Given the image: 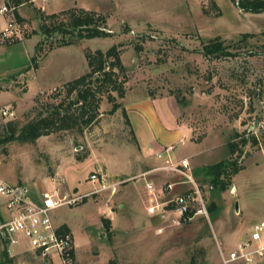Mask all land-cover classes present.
<instances>
[{"label": "rangeland", "instance_id": "obj_1", "mask_svg": "<svg viewBox=\"0 0 264 264\" xmlns=\"http://www.w3.org/2000/svg\"><path fill=\"white\" fill-rule=\"evenodd\" d=\"M47 1L53 4L48 7L52 12L61 0ZM237 1L63 0L60 7L74 6L107 15L108 31L113 36L82 40L52 51L50 45L64 37L45 39L37 9L30 4L20 8L22 39L0 45V89L8 93L0 96V110L11 106L16 112L14 120L0 116L3 137L11 135L8 122L22 127L59 102L53 98L55 90L87 70V49L106 51L121 45L127 68V94L118 102L130 110L133 127L122 108L108 114L111 104L105 99L101 117L83 133L62 131L34 143L13 140L0 147V178L12 185L21 184L38 196L58 185L63 192L92 193L100 185L91 189V174L101 171L108 175V189L52 213L57 223H67L71 228L80 252V256L75 253V264H109L112 259L117 264H224L219 244L228 253L239 243L234 228L244 235L240 242H247L255 223L264 220V129L248 133L253 121L264 119V13L244 12ZM36 3L42 4L40 0ZM4 23L0 18V29ZM217 37L233 56H204V44ZM65 38L75 39L70 35ZM48 78L54 82L50 87ZM137 97L139 102L145 97L162 101L174 98L179 123L191 128L193 140L200 143L208 137L220 144L216 154L210 151L211 159L225 158L230 140L248 139L247 145H240V154L234 156L245 167L233 179L237 191L233 185L220 191L207 174V167L202 170L199 181L208 216L199 214L178 222L169 203L177 193L168 189V183L175 179L167 169L176 162L161 160L144 165L139 159L142 148L135 132H150V137L155 134L159 141L166 137L158 128L163 127V113L160 118L144 114L145 107H133L141 104ZM9 98L14 102L5 105ZM169 120L164 124L171 127L173 121ZM174 137L172 133L168 139ZM174 145L171 154L183 147L180 141ZM148 147L153 149L151 144ZM147 181L156 188L154 193L148 191ZM109 213L117 223L110 234L103 222ZM261 236L264 243V231ZM3 251L0 243L1 264L50 263L24 245L14 246L10 263L3 259Z\"/></svg>", "mask_w": 264, "mask_h": 264}, {"label": "trees", "instance_id": "obj_2", "mask_svg": "<svg viewBox=\"0 0 264 264\" xmlns=\"http://www.w3.org/2000/svg\"><path fill=\"white\" fill-rule=\"evenodd\" d=\"M18 4H33L29 0H16ZM238 7L244 12L264 13V0H238ZM41 20V32L45 39L53 35H62L64 38L56 45H50L49 51L59 47L71 46L82 40L108 38L113 36L108 31V16L90 11L84 8H70L58 13L46 14L43 10L37 9ZM20 18V17H19ZM66 35L73 36L74 40H66ZM251 35L245 34V37ZM41 42L36 47L38 53ZM225 42L220 38H214L206 42L202 53L206 57L221 58L223 56H233L229 52ZM137 51L141 48L136 47ZM85 58L88 70L83 75L69 81L62 89L55 90L53 98L59 99L54 106L46 108L45 114H40L38 118L31 120L22 127H18L16 122L10 121L7 124L11 135L3 137L0 134V147L10 141L18 140L23 143H34L42 136H49L62 131L84 130L93 126L101 117V105L106 99L111 104L108 114H115L122 108L123 114L130 124L128 113L123 108L118 99H124L127 94V68L122 60V46L113 45L108 50L87 49ZM37 56L33 61L36 66ZM2 91V89H0ZM255 144H257L254 139ZM247 138H242L240 142L230 141L228 143L231 157L219 163L208 166L207 174L212 177V183L222 192L227 191L233 185V179L245 167L240 164L238 158L240 145L248 144ZM87 198L84 199L86 201ZM211 211L213 208L210 209ZM196 210L193 209V214ZM104 225L108 233H111V222L104 218ZM65 231L70 229L63 225ZM39 256V253H36ZM75 260V254L73 253ZM7 263L12 262L13 257H9L6 251L2 254ZM109 264H117L116 260H110Z\"/></svg>", "mask_w": 264, "mask_h": 264}, {"label": "built area", "instance_id": "obj_3", "mask_svg": "<svg viewBox=\"0 0 264 264\" xmlns=\"http://www.w3.org/2000/svg\"><path fill=\"white\" fill-rule=\"evenodd\" d=\"M21 5L16 0L0 1V17L8 18L7 24L0 30V45L22 39L23 29L19 18ZM0 116L14 120L16 112L11 106H6L0 110ZM261 129H264V119L253 121L248 133L257 134ZM167 169L183 176L185 183L189 185V189L178 195L173 202L178 222L192 220L199 214L208 216L204 195L191 171L189 159L172 163ZM90 178L94 184L100 185V188L92 193L63 192L62 185H58L53 190L44 191L38 198L31 196L29 190L21 184L12 185L0 179V196L7 200L11 216L0 223V242L7 245L8 254L15 255L14 246L24 245L50 263L54 262L53 257L56 255L60 264H75L72 256L75 250L73 233L65 231L52 213L65 206L78 205L89 195L110 187L102 172H94ZM148 189L153 192V185L149 184ZM193 209L196 211L191 214ZM151 211H154V207ZM262 231L264 221L255 225L249 241L226 254L221 250L224 264L237 261L243 264H259L263 261Z\"/></svg>", "mask_w": 264, "mask_h": 264}, {"label": "crops", "instance_id": "obj_4", "mask_svg": "<svg viewBox=\"0 0 264 264\" xmlns=\"http://www.w3.org/2000/svg\"><path fill=\"white\" fill-rule=\"evenodd\" d=\"M29 1L33 3V4H30V5L35 7V9H41V10L43 9V11L46 14L58 13L59 11L70 9V7H63V6L60 7L61 6L60 4H62L63 0H61L59 3L56 2L54 4L57 7V9L52 11V12L48 11L49 10L48 7L49 6L52 7L53 4H49V2L47 0L46 1L45 0H40L42 4H37L36 0H29ZM23 4L20 6V8L22 6H24ZM20 8H19V10H20ZM72 8H74V6ZM2 19H3V21H5V23H4V26H5L6 21H8V18H2ZM86 62H87V60H86ZM86 67H87V70H88V64H87ZM86 71L84 73H86ZM79 76H81V75H79ZM79 76H77V77H79ZM77 77H75V78H77ZM75 78H73V79H75ZM48 80H47L48 87H50V86H52L54 84V82H53V79H51L52 80L51 81L48 78ZM69 81H71V80H69ZM2 95H8V93L7 92H3V90H2V91H0V96H2ZM138 98L139 97H137L136 99H137L138 103H141V104H135V105H133V107L140 106L142 110L145 107L146 109L143 110L144 114H148V115H150V117H153V118H155V117H159L160 118V116L161 117L164 116L163 117L164 118L163 122L166 123V124L170 123V120H169V122H167L168 120L166 121V119H171V121H173L171 123V127H169V125L166 126L164 123L163 124L161 123L163 125V127H161V128L158 127L159 128V132L164 131L162 134H163L164 137H166V139L161 140V141H159L157 139V136L155 134H154L153 137H150V135H151L150 132H149L148 135H146L143 131L142 132L140 131L141 132V135H140L139 133L137 134V132H135V130H133L135 132L136 139H137V141L139 142V144H140V146L142 148L140 154L138 155V157H139L140 160L144 161L143 162L144 165L147 164V163H150V164L159 163V162H161V160H165L166 163H168V162H176L177 163V162H180L181 160L187 158V159H189V162H190L191 171H192L195 179L200 184L199 179L201 177H203L202 170L204 168H206L208 166H211V165H214L216 163H219V162H221V161H223L225 159H229L231 157L230 148L227 147L226 148L227 155H226L225 158L220 159V160L219 159H211L210 158V156H209L210 151H214L215 152V149L218 151L217 145L219 143L218 142L215 143L214 140H212V141L209 140L208 137L206 139L202 140L200 143H196L193 140V133H192L191 128L188 127L185 124H180L179 123V116L177 114V110L179 111V108H177V106H176L177 102H176V100L174 98H172V97L169 98L168 99L169 102L167 100L162 101V100H158V99H151V98H148V97H145V99L143 101L139 102L140 99H138ZM12 102H14V99L13 98L12 99L9 98V99H7V102L5 103V105L6 104H11ZM141 109H138V110H141ZM173 110H175V111L173 112ZM126 111L128 113V117H129L130 110L127 109ZM161 113H163V116H162ZM142 120L144 121V123L146 125H148L149 122L146 119V117L142 116ZM131 125H132V122L130 121V126ZM131 127H133V125ZM172 133H173V135L175 137L173 139H168L169 136L171 137ZM159 138H161V137H159ZM142 140H144V142ZM179 141L182 142L183 147L181 148V150L178 153L171 154L172 153L171 151L174 149V146H175L174 144L179 142ZM206 142H207V144H206ZM210 142H212V143H210ZM228 143H227V145H228ZM150 144L153 145V149L152 150H149L150 147H148V146ZM205 145H206V147L204 148ZM219 146H220V144H219ZM221 146H223V145H221ZM215 154H216V152H215ZM218 154H219V152H218ZM214 155H213V157H214ZM169 160H171V161H169ZM172 160H174V161H172ZM213 162H215V163H213ZM143 170L144 169L142 168L141 171L139 172V174H141L143 172ZM96 172H101V171H96ZM168 173H169V175H171L175 179V181H171V182L168 183V189H170L172 192H176L177 193V195H175V197L169 201V203H171V207L174 208L173 202H174L175 198L178 195L183 194L184 192H186L189 189V185L185 183V180H184L183 176H181V175H179V174H177L175 172H170L169 171ZM116 175H117V173H116ZM236 176L234 177L235 180H236ZM106 178H107V183H108L109 179H108V175L107 174H106ZM149 184H151V183H149L147 181V184H146L147 189H148V185ZM98 186L99 185L97 183L93 184L91 189H96V187H98ZM155 189L156 188L154 187V191L153 192H150L149 189H148V191L150 193H154ZM233 189H235V191H237L235 183L233 184ZM62 190H63V188H62ZM29 192H30L31 196H33L35 198L39 197L35 192L34 193L31 192V191H29ZM65 192L71 193L70 190H67ZM85 192H88V191H85ZM85 192H83V193H85ZM0 198H2V201L0 202V223H1L3 221L8 220L11 216H10V212L8 210V207H7V200L5 198L1 197V196H0ZM106 217H107L106 219L111 222V231L115 230L116 226H117V223H116V220H115L113 214L109 213L108 216H106ZM263 221L264 220H262L261 222H263ZM260 223L257 222V223H255V225L260 224ZM58 224L66 225L69 229H71L70 226L67 223H58ZM236 230L237 229H235V228L233 229V231H235L234 232V237H235L236 240H239L238 241L239 243L237 242L238 243V247H239L240 244L245 243L243 241L240 242V240H242V236H244V235H243L242 232L237 234L238 231H236ZM228 240H230V238L226 237V241H228ZM0 243H2V242H0ZM2 244L4 245L3 253L6 251V253L8 254V252L6 250L7 245L4 244V243H2ZM219 248H220V251H221L222 248H221L220 244H219ZM237 248H233L230 251L235 250ZM230 251H228V252H230ZM75 253L77 254V256H80V254H79L80 252L77 250L76 246H75V250H74V254ZM53 260H54L55 263L58 262L60 264L59 259H58V257L56 255L53 257Z\"/></svg>", "mask_w": 264, "mask_h": 264}]
</instances>
